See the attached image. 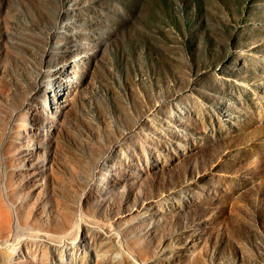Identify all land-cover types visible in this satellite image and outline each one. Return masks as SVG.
I'll list each match as a JSON object with an SVG mask.
<instances>
[{
	"label": "rangeland",
	"instance_id": "rangeland-1",
	"mask_svg": "<svg viewBox=\"0 0 264 264\" xmlns=\"http://www.w3.org/2000/svg\"><path fill=\"white\" fill-rule=\"evenodd\" d=\"M0 264H264V0H0Z\"/></svg>",
	"mask_w": 264,
	"mask_h": 264
}]
</instances>
